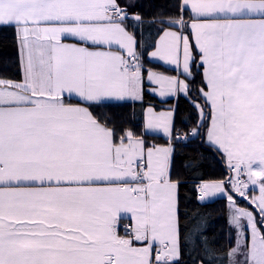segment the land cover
Segmentation results:
<instances>
[{
    "label": "snow or ice",
    "instance_id": "snow-or-ice-1",
    "mask_svg": "<svg viewBox=\"0 0 264 264\" xmlns=\"http://www.w3.org/2000/svg\"><path fill=\"white\" fill-rule=\"evenodd\" d=\"M138 4L0 0L19 77L0 75V264H264V0H167L152 41ZM181 95L187 131L148 101ZM192 141L233 175L195 185L188 209L176 157Z\"/></svg>",
    "mask_w": 264,
    "mask_h": 264
},
{
    "label": "trees",
    "instance_id": "trees-1",
    "mask_svg": "<svg viewBox=\"0 0 264 264\" xmlns=\"http://www.w3.org/2000/svg\"><path fill=\"white\" fill-rule=\"evenodd\" d=\"M167 0H139V4L135 9H130L132 12H138L145 23L137 32L138 37L142 34L144 40L152 41L157 38L158 25L151 24L152 17L156 10L165 4ZM15 60V40L11 29L0 31V75L7 76L13 79H18V69L12 61ZM160 70H168L161 67ZM148 101L156 105L158 110L167 109L173 104L177 107L176 125L183 131H187L195 124L196 111L189 104L188 100L180 96L178 101L169 100L161 101L157 97L149 96ZM111 111L115 114H122L127 117L130 109L127 107H115ZM137 111H139L137 107ZM137 122H132L135 127ZM157 143H164V138L158 136L155 140ZM180 151L182 155L176 157V174L185 183L181 187L182 206H185L183 200L184 194L189 197V202L186 204L188 209H195L200 206L197 200L198 191L195 185L201 182L223 180L231 176L226 164L218 158V154H214L212 149L202 145L200 141H192L187 146H181ZM200 156L202 163L194 170L189 171L183 167V163L190 157ZM227 200L222 198L210 203H205V210L211 213L209 231L221 234L226 231V214H227ZM239 206L246 208L252 207L241 198L238 200ZM221 245L227 246V241L221 237Z\"/></svg>",
    "mask_w": 264,
    "mask_h": 264
},
{
    "label": "crops",
    "instance_id": "crops-1",
    "mask_svg": "<svg viewBox=\"0 0 264 264\" xmlns=\"http://www.w3.org/2000/svg\"><path fill=\"white\" fill-rule=\"evenodd\" d=\"M163 67H165L166 69H170L171 68V66H168V65H163ZM163 71V70H162ZM174 74V73H173ZM182 96V95H181ZM159 100H161V101H169V100H174V99H172V98H161V97H157ZM174 101H176V100H174ZM162 137V136H161ZM208 182H211V181H208ZM249 194H250V196L251 195H253V194H256V195H258V189H254V187L253 186H250L249 187ZM218 199H222V197H215V198H213L212 199V202L213 201H215V200H218ZM243 199V198H242ZM245 200V199H244ZM245 201H247V200H245ZM248 202V201H247ZM206 203H210V202H206ZM249 204V203H248ZM250 205V204H249Z\"/></svg>",
    "mask_w": 264,
    "mask_h": 264
},
{
    "label": "rangeland",
    "instance_id": "rangeland-1",
    "mask_svg": "<svg viewBox=\"0 0 264 264\" xmlns=\"http://www.w3.org/2000/svg\"><path fill=\"white\" fill-rule=\"evenodd\" d=\"M242 199V198H241ZM242 200H244V199H242ZM245 201V200H244ZM238 202V201H237ZM247 204H248V202L247 201H245ZM241 207V206H240ZM243 207H245V206H243Z\"/></svg>",
    "mask_w": 264,
    "mask_h": 264
},
{
    "label": "built area",
    "instance_id": "built-area-1",
    "mask_svg": "<svg viewBox=\"0 0 264 264\" xmlns=\"http://www.w3.org/2000/svg\"><path fill=\"white\" fill-rule=\"evenodd\" d=\"M233 175V174H232Z\"/></svg>",
    "mask_w": 264,
    "mask_h": 264
}]
</instances>
